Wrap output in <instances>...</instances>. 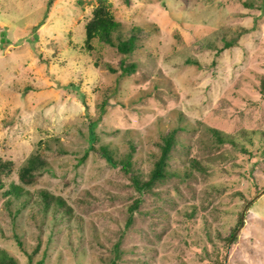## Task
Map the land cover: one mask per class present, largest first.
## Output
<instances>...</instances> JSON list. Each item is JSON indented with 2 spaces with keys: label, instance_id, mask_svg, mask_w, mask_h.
<instances>
[{
  "label": "rangeland",
  "instance_id": "obj_1",
  "mask_svg": "<svg viewBox=\"0 0 264 264\" xmlns=\"http://www.w3.org/2000/svg\"><path fill=\"white\" fill-rule=\"evenodd\" d=\"M106 2L121 31L149 32L128 56L96 38L83 48L96 0H0L4 181L20 184L34 154L46 162L8 206L0 195V249L17 264L34 247L32 264H210L204 252L218 247L222 264H264V0ZM171 130L177 175L158 198L141 194L129 220L137 194L99 148L117 160L132 147L145 174ZM39 190L62 196L71 217L43 215Z\"/></svg>",
  "mask_w": 264,
  "mask_h": 264
},
{
  "label": "trees",
  "instance_id": "obj_2",
  "mask_svg": "<svg viewBox=\"0 0 264 264\" xmlns=\"http://www.w3.org/2000/svg\"><path fill=\"white\" fill-rule=\"evenodd\" d=\"M83 48L86 51L92 50L91 40L93 38L98 39L100 42L112 47L114 51L120 55L128 56L132 54L137 48H140V43L146 37L149 32L142 29L139 26H129L127 31L123 32L120 29V22L117 21L111 11L108 8L106 0H96V5L91 8L90 15L83 24ZM231 46L230 42H225L224 47ZM111 71L112 69L109 68ZM119 69L121 74H130L134 72L135 63L128 62L127 64L120 61ZM263 88V82L260 84V90ZM211 134L221 141L219 132L216 128H210ZM175 145V130H171L168 133L160 137V142H156L158 153L152 160L151 166L145 174L132 168V152L133 149L122 155L121 158L115 160L107 151L104 146L99 148L101 154L105 160L114 165L118 163L120 170L126 175L129 180L128 184L130 188L137 194V197L133 198L128 204L127 209L129 212L128 219L130 220V214L137 210L140 195L149 194L153 198H158L161 186L164 185L172 176L177 173L170 169V162L172 160V154L174 152ZM45 158L40 154H34L30 156L26 163L18 171V180L20 184L15 183L13 180L5 182L4 180L9 177L13 172V164L10 160H3L0 157V195L5 197V205L10 204V198H19L22 193V185L29 184L33 181L35 173H38L41 168L45 166ZM189 166L196 171L204 172V167L194 158L189 159ZM184 175H189L190 170L183 172ZM28 201L27 197L21 199V204L25 205ZM35 203L38 209L43 215L49 213L51 216L58 215L59 219L62 217H71V206L67 204L62 196L52 194L46 190H39L37 200ZM239 220L231 227L230 234L226 237L218 238L222 240V245L225 248L226 245L233 240V233L235 232ZM16 237V236H15ZM210 240V238H207ZM18 241V240H17ZM19 242V241H18ZM20 244V243H19ZM114 251H117V244L113 245ZM36 247L33 248L32 254H27L28 263L32 264L33 252H36ZM215 252L206 251L204 254L209 259L211 254H214L215 260H208L210 264H222L223 263V251L215 247ZM118 251L115 255H118ZM0 264H17L16 261L11 258L5 251L0 249ZM39 264V263H38Z\"/></svg>",
  "mask_w": 264,
  "mask_h": 264
}]
</instances>
